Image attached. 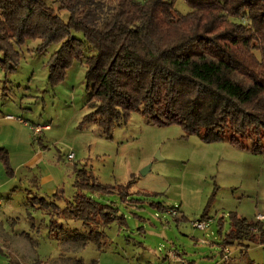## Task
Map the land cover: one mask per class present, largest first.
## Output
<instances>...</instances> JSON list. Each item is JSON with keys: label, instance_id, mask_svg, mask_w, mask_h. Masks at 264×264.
<instances>
[{"label": "rangeland", "instance_id": "1", "mask_svg": "<svg viewBox=\"0 0 264 264\" xmlns=\"http://www.w3.org/2000/svg\"><path fill=\"white\" fill-rule=\"evenodd\" d=\"M67 1L94 23L114 6V0ZM48 2L68 18L67 4ZM175 8L191 11L184 0ZM39 44L28 40L16 63L0 64V264H264L258 226L250 229L255 243L223 244L232 213L252 222L264 215V153L231 144L229 133L208 143L139 112L110 134L83 124L92 110L84 59L57 78L50 60L59 45L38 52ZM76 169L114 188L88 195L118 208L126 223L88 228L68 217ZM48 176L54 180L43 185ZM122 189L129 193L125 202ZM200 220L207 229L193 226Z\"/></svg>", "mask_w": 264, "mask_h": 264}, {"label": "trees", "instance_id": "2", "mask_svg": "<svg viewBox=\"0 0 264 264\" xmlns=\"http://www.w3.org/2000/svg\"><path fill=\"white\" fill-rule=\"evenodd\" d=\"M59 1L67 4V19L48 0H0V64L16 63L28 40H40L38 52L59 45L50 60L57 78L75 59L86 65L92 110L83 124L110 134L139 112L154 125L177 124L208 143L229 133L231 144L264 153V0H184L187 14L176 10V0H114L100 23L72 9L71 1ZM75 186L64 209L69 218L88 228L126 223L118 208L88 195L113 187L85 169H76ZM119 194L128 200L127 189ZM253 226L264 242V224L232 213L224 249L255 243Z\"/></svg>", "mask_w": 264, "mask_h": 264}, {"label": "built area", "instance_id": "3", "mask_svg": "<svg viewBox=\"0 0 264 264\" xmlns=\"http://www.w3.org/2000/svg\"><path fill=\"white\" fill-rule=\"evenodd\" d=\"M67 158H68L69 160H72V159L74 158V154H73V153L68 154ZM257 221L260 222V223H262V224H264V215H258V216H257ZM193 226H194L195 228L199 229V230H205V229H207L208 224L205 223L204 221L200 220V221H195V222L193 223ZM225 251L228 252V249L225 250Z\"/></svg>", "mask_w": 264, "mask_h": 264}, {"label": "crops", "instance_id": "4", "mask_svg": "<svg viewBox=\"0 0 264 264\" xmlns=\"http://www.w3.org/2000/svg\"><path fill=\"white\" fill-rule=\"evenodd\" d=\"M36 157H37V155H36V156H35V155L32 156V157H31L32 160L29 161V163H31L32 166L36 165V164H33V163H32ZM34 163H37V162H34ZM29 165H30V164H29ZM50 180H54V179H53V176L43 177V180H42L41 183L44 185L45 182H47V181L49 182ZM48 189H49V190H48ZM53 190H54V189H52V188H51V189H50V188H46V189H44L45 193H52Z\"/></svg>", "mask_w": 264, "mask_h": 264}]
</instances>
